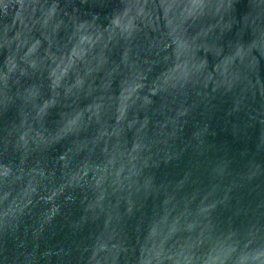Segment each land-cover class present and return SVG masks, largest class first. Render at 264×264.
<instances>
[{
	"label": "water",
	"instance_id": "95a60500",
	"mask_svg": "<svg viewBox=\"0 0 264 264\" xmlns=\"http://www.w3.org/2000/svg\"><path fill=\"white\" fill-rule=\"evenodd\" d=\"M0 264H264V0H0Z\"/></svg>",
	"mask_w": 264,
	"mask_h": 264
}]
</instances>
